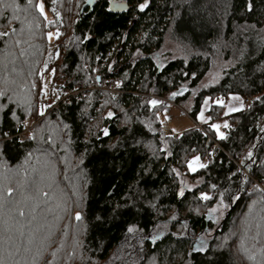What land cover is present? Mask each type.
I'll use <instances>...</instances> for the list:
<instances>
[{
  "label": "trees",
  "instance_id": "obj_1",
  "mask_svg": "<svg viewBox=\"0 0 264 264\" xmlns=\"http://www.w3.org/2000/svg\"><path fill=\"white\" fill-rule=\"evenodd\" d=\"M84 1L42 0L46 19L38 0L0 6V33H8L0 35L3 264H26L30 251L21 242L30 237L41 242L33 264H235V256L264 264V199L252 181L264 182V0H126L123 12L96 0L81 12ZM50 70L52 93L79 89L81 96L40 116L41 76ZM209 72L216 81L200 84ZM110 79L119 80L117 92L100 88ZM148 94L164 101L150 105ZM228 94L249 102L224 114L212 101L209 120L233 125L220 139L202 123L219 149L194 124L180 134L161 125L170 103L191 98L193 122L205 96ZM101 96L107 108L93 130ZM29 116L37 123L21 139ZM193 156L207 157V167L190 171ZM47 172L56 178L51 190ZM53 190L54 218L29 232L37 225L30 200L43 211ZM14 239L20 243L12 247Z\"/></svg>",
  "mask_w": 264,
  "mask_h": 264
},
{
  "label": "rangeland",
  "instance_id": "obj_2",
  "mask_svg": "<svg viewBox=\"0 0 264 264\" xmlns=\"http://www.w3.org/2000/svg\"><path fill=\"white\" fill-rule=\"evenodd\" d=\"M44 17H47L48 18V16L47 15H45L44 14ZM53 33V35H52V37L51 38H49L48 37V35H47V38H48V40L50 41V40H52L53 39V37H54V32H52ZM52 53H53V50H52V46L50 45L48 48H47V50H46V62L49 60V59H51V56H52ZM94 72L95 73H98V67H95L94 68ZM216 78H218V76L216 75V74H214V72H209L201 81H200V84H202V85H206L207 83H209V82H215L216 81ZM51 79H52V72H51V70L50 71H46L45 73H43L42 74V76H41V89H43V92H41L40 94H39V96H38V101H39V99L40 100H42V98H48L49 96H52L53 94H55V93H52L51 91H52V89L54 88V87H52V85H51ZM51 92V93H50ZM44 93H46L47 95H45ZM149 95V94H148ZM151 95H153V96H158V95H155V94H151ZM113 96H115V94L113 93ZM218 98L219 97H221V96H217ZM239 97V96H238ZM149 98V100H151V97L149 96L148 97ZM222 98V97H221ZM241 100V99H240ZM160 102L161 101H164V99H161V100H159ZM191 98H188L187 99V101H186V103L185 104H183V106H180V105H178L177 103H170V107L168 108V110L164 113V114H162V116H161V125H162V127L164 128V129H166V130H170V129H173V128H189L190 126H191V121L189 120V118L184 114V113H186V114H188V108H189V106H190V104H191ZM214 102V101H213ZM107 106V102H105V99H104V97L103 96H101L100 97V100H99V103H98V105H97V107L95 106V108H94V111L93 112H95L94 113V115H92V118H91V123L90 124H88V128H91V129H93V130H96L97 128V126L99 125V118H101L102 116H103V114H104V112H105V110H106V107ZM40 107L41 106H39L38 105V108L40 109ZM192 119V118H191ZM218 121V120H217ZM223 121V120H222ZM23 123L22 124H24L23 126H24V128L27 130V133H26V135L28 136V134H29V132H30V130H31V128L37 123L36 122V116H29V117H27L26 119H24L23 121H22ZM197 122H201V121H197ZM226 122H227V124H229L230 122H228L227 120H226ZM202 123V122H201ZM219 125H223L224 126V121L223 122H217ZM216 124V123H215ZM23 128V129H24ZM90 129V130H91ZM89 130V131H90ZM25 135V136H26ZM20 136V138L22 139V137H23V135L21 134V135H19ZM193 157H199L200 159H199V161H198V163H204V164H206V162H207V157H200V156H193ZM193 157L192 158H190L189 160H188V162L190 161V160H192L193 159ZM188 162H187V168L189 169V167H188ZM194 167H196V165H193ZM197 168H199V167H196V169ZM191 171V170H190ZM47 174V180H45V181H43V183H44V185H47V187L48 188H50V190L52 189L51 188V186L54 188V180L56 179L55 178V176L52 174V173H50V172H47L46 173ZM41 175H42V173H40L39 174V176L41 177ZM187 180V184H189V186H194L195 184H196V182H194V181H190V180H188V179H186ZM56 187V186H55ZM57 193V190H53V191H49V195H47V197H46V199L44 200V201H47V202H45V204H44V208H45V210H43L42 211V206H39L40 205V203H38V199H36V200H38V201H36L35 202V200L34 201H31L30 200V203H29V208H30V211H31V213H36V215L35 216H32L31 218L32 219H35V220H33V221H36V228L35 227H33V224H32V228L31 229H29V232H32V231H35V233L37 232V230H38V224H40L42 221H43V219L45 218L46 220H47V217H48V219H50V220H52L53 218H54V214H52L51 213V210L52 209H54L53 207H54V205H53V198H54V195ZM36 195H39L38 193H36ZM23 199H27L26 197H24ZM40 202V201H39ZM191 204V211L194 213V214H199V213H201L200 212V210L199 209H197V208H195L194 207V205L192 204V203H190ZM12 211L14 210L13 208L11 209ZM189 211V207H188V209L187 208H185V204H184V207L182 208V211H184V212H187V211ZM12 211H11V213H12ZM29 220L30 219H27V221L29 222ZM21 224H23V223H25V221H19ZM30 222H32V221H30ZM48 222V221H47ZM9 227H10V224H9ZM34 229H36V230H34ZM20 243V242H19ZM19 243H16V239H14V243H12L11 245H12V247H14L13 245H15V244H19ZM41 244V242H39V241H36V240H34L33 239V237H30L29 239H28V241H26V242H24V243H22L21 242V247H23V249H28V251H30V256H29V258L27 257V262H26V264H33L34 263V258H36L34 255L36 254L35 253V251H36V248L37 247H39V245ZM31 250L33 251V253L31 254ZM38 251V250H37ZM35 253V254H34ZM33 255V258L31 259V256ZM3 257H2V255H0V260L2 259ZM155 258V257H154ZM10 259V258H9ZM12 260V259H11ZM17 261H18V259H16ZM32 261V262H31ZM6 263H7V261H5ZM235 262L237 263V264H244L243 262H241V261H237V259H236V256H235ZM235 263V264H236ZM5 264V263H4Z\"/></svg>",
  "mask_w": 264,
  "mask_h": 264
},
{
  "label": "snow or ice",
  "instance_id": "obj_3",
  "mask_svg": "<svg viewBox=\"0 0 264 264\" xmlns=\"http://www.w3.org/2000/svg\"><path fill=\"white\" fill-rule=\"evenodd\" d=\"M29 3L31 4V0H29ZM53 3H55V0H53ZM0 6H5V5H3L2 0H0ZM140 7L143 8L144 5H140ZM249 8H250V5H249ZM35 9L39 12L40 16H44V3L42 2V0H38V2L35 4ZM45 19H46V17H45ZM36 26L39 27V24H37ZM7 34L8 33H6V32L0 33V35H5V36ZM56 34L59 35V33H56ZM47 35H48L49 38H51L52 35H53V33L52 32H48ZM46 66L47 65H45V67ZM33 87H35V85H33ZM117 87H119V83H117ZM41 92H43V89H41ZM4 94H5L4 91L3 90H0V95H4ZM44 94L47 95L46 93H44ZM172 95L173 96H176V95H179V93H172ZM232 98L233 99H237V100L240 99L238 96H234ZM257 99H260V98L257 97ZM148 103L150 105L155 106V105H157V104H159L161 102L158 101V100H156V99H152V100H149ZM205 103H207V98H205ZM216 103L222 104L223 101L222 100H217ZM243 107H244V105L241 104L240 105V108L231 107V108H229V111L230 112L240 111ZM43 108H44V106L41 105V109H40V113H39L40 116H43L44 115ZM108 115L109 116H112L113 113L112 112H109ZM197 118L203 120V115L201 114ZM228 126L229 125L227 124V122H225L224 123V127H228ZM65 127H67V126L65 125ZM210 127L217 130V136H218V138L224 139L223 133L219 132V128H220V125L219 124H211ZM103 134L107 136L109 134L108 129H103ZM7 135H8L7 133H4V136L5 137H7ZM29 138H31V137H29ZM209 155H211V153H209ZM248 155L249 156L252 155L251 151H249ZM199 159H200L199 157H193V159L188 162L189 170L196 171V167H199V168H206L207 167V165L204 164V163H198ZM193 165H196V167H194ZM213 187H215V185H213ZM7 191L8 192H11L12 189L9 188V189H7ZM179 195H183V192L179 193ZM221 195H223V193H221ZM201 199H203V200H209V199H211V197H209L208 195H206L204 193H201ZM220 207L221 208L224 207L222 200L220 202ZM212 211H215V209H212ZM20 214L23 215V212H21ZM75 218H76V220L80 221L82 219L81 213L80 212H77ZM128 231L131 232V231H133V229L131 227H129L128 228ZM197 251L203 252L204 251V248L201 247V248L197 249ZM0 264H3V260H0Z\"/></svg>",
  "mask_w": 264,
  "mask_h": 264
},
{
  "label": "crops",
  "instance_id": "obj_4",
  "mask_svg": "<svg viewBox=\"0 0 264 264\" xmlns=\"http://www.w3.org/2000/svg\"><path fill=\"white\" fill-rule=\"evenodd\" d=\"M220 96V95H219ZM234 96H238V95H235V94H228V95H226V96H221V97H215L214 99H211L210 97H208V96H205L204 98H203V101H202V104H201V107H200V110H199V112L197 113V115H196V118H195V120H199V121H201L202 123H206V124H208L209 126L211 125V124H218L217 122L219 121V122H226V118H221V119H214V120H209V115H208V110H209V107H210V105H211V103H212V101H214V103H216V101L217 100H222L223 101V103L222 104H219V105H222L223 106V113L224 114H228V113H231L230 111H229V108H231V107H235V108H240V105L241 104H243L244 105V102H243V99L239 96V98L241 99H239V100H237V99H233L232 97H234ZM205 98H207V103H205ZM216 104H218V103H216ZM243 109V108H242ZM168 110V109H167ZM188 118H189V120L191 121V126H193V122H192V119L189 117V115L188 114H186V113H184ZM203 115V120H201V119H198L197 117L199 116V115ZM218 120V121H217ZM223 120V121H222ZM200 122V123H201ZM190 126V127H191ZM186 129H188V128H173V129H170L172 132H174V133H177V134H180V133H182L184 130H186ZM210 129L214 132V135L218 138V136H217V130L216 129H213V128H211L210 127ZM219 132H221V133H223V135H225V131H224V126L223 125H220V128H219Z\"/></svg>",
  "mask_w": 264,
  "mask_h": 264
},
{
  "label": "built area",
  "instance_id": "obj_5",
  "mask_svg": "<svg viewBox=\"0 0 264 264\" xmlns=\"http://www.w3.org/2000/svg\"><path fill=\"white\" fill-rule=\"evenodd\" d=\"M113 83L117 85V83H119V80H115V82H113V79H110V80H106L104 82V84L101 86V87H104V88H111L113 86ZM69 89H65L62 91V93H65V92H68ZM116 91H118L117 87H116ZM151 97V100L152 99H156V100H160L161 97L159 96H153V95H149ZM64 100H61V99H58L57 96H53V97H48V98H42V100L39 99V104L40 105H43L44 106V110L47 111L48 108H52L54 107L57 103L59 102H63ZM244 102L245 104H248L249 102V99L248 98H245L244 99ZM193 124H194V128L199 130L200 132L203 133V137L204 138H207V140L211 141L213 143V145L215 146H218V142L216 141V139L203 127V124L200 123V122H197L196 120H193ZM230 129L233 128V125L231 123L228 124ZM22 135H23V139L26 138V133H27V130L24 128L22 129ZM167 133H171L170 130H167ZM174 136H177V134H174ZM243 172H246V171H243ZM252 181L253 183L257 186V188L260 190L261 192V195H262V198L264 199V182H262V180H256L254 178H252ZM199 199H201V195H199Z\"/></svg>",
  "mask_w": 264,
  "mask_h": 264
},
{
  "label": "water",
  "instance_id": "obj_6",
  "mask_svg": "<svg viewBox=\"0 0 264 264\" xmlns=\"http://www.w3.org/2000/svg\"><path fill=\"white\" fill-rule=\"evenodd\" d=\"M96 0H85L81 6V12L85 8H88V11H91ZM129 8V4L126 0H108V9L111 12H123ZM99 80V76H97ZM171 101V100H170Z\"/></svg>",
  "mask_w": 264,
  "mask_h": 264
},
{
  "label": "bare ground",
  "instance_id": "obj_7",
  "mask_svg": "<svg viewBox=\"0 0 264 264\" xmlns=\"http://www.w3.org/2000/svg\"><path fill=\"white\" fill-rule=\"evenodd\" d=\"M115 80H117V79H113V82H115ZM116 87H117V85L113 83V86H112L111 88H109V89L104 88V87H100V88L103 89V90L111 91V92H117V91H116ZM63 90H65V89H63ZM63 90L58 91L57 93L53 94V96H57V98H58V99H61V100H65V99H67L69 96H73L75 99H78V98H80V96H81V92H80L79 89L69 90L68 92L62 93ZM159 97H160V96H159ZM161 99H163V98L161 97ZM161 99H160V100H161ZM39 105H40V104H39ZM40 106H41V105H40ZM23 128H24V127H23ZM21 132H22V130L18 133V135H21V134H22ZM26 136H27V135H26ZM22 139H23V138H22ZM213 147L218 148V149L220 148L219 144H218V146L213 145ZM240 169H241L242 171H245L241 166H240ZM246 173H247V172H246ZM199 195H201V194H198V196H199Z\"/></svg>",
  "mask_w": 264,
  "mask_h": 264
}]
</instances>
